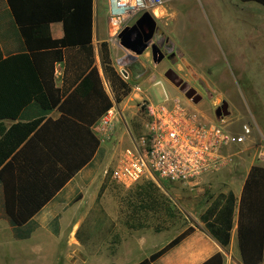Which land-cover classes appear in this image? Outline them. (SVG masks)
<instances>
[{"label": "rangeland", "instance_id": "obj_1", "mask_svg": "<svg viewBox=\"0 0 264 264\" xmlns=\"http://www.w3.org/2000/svg\"><path fill=\"white\" fill-rule=\"evenodd\" d=\"M162 10L165 14L156 19L158 30L147 52L141 57L133 54L138 59L127 62L124 70L115 62L120 74H130L127 82L132 99L121 107L115 104L113 109L122 118L112 140L103 143L97 164L102 180L87 192L88 205L78 206V211L86 214L94 200L93 212L79 225L77 239L85 247L78 254L81 262L85 256H113L120 245L133 242L136 236L147 240L143 245L149 251L166 246L190 228L201 230V218L212 200L223 192L239 194L250 168L264 167V7L239 0H164ZM109 20L111 23L110 16ZM162 39L176 55L174 64L167 50L160 47ZM154 47L164 56L158 65L152 62ZM170 69L202 97L195 104L198 111L216 121L219 106L214 107V99L227 102L226 126L235 134L250 126L251 139L233 149L234 157L227 167L193 187L159 179L126 187L109 176L103 178V172L105 176L122 151L132 147L130 135L138 138L143 134L146 113L139 96L158 104L166 92L172 99L188 101L167 78ZM151 75L163 85L144 87L142 83Z\"/></svg>", "mask_w": 264, "mask_h": 264}, {"label": "trees", "instance_id": "obj_2", "mask_svg": "<svg viewBox=\"0 0 264 264\" xmlns=\"http://www.w3.org/2000/svg\"><path fill=\"white\" fill-rule=\"evenodd\" d=\"M264 7V0H239ZM24 42V53L5 57L0 46V122L18 120L35 104L40 117L19 122L8 132L1 131L0 180L17 172L16 183L22 196L7 204L11 225L21 229L49 203L94 157L101 142L91 129L113 108L98 69L94 67L82 84L68 94L55 84L56 65L74 50L93 55V0H6ZM63 23L65 36L54 40L53 23ZM103 60L115 99L122 103L132 93L112 66L108 44H103ZM87 102L78 107L76 102ZM76 104V105H75ZM55 110L58 121L48 119ZM1 130V129H0ZM58 130L57 139L46 134ZM51 134V133H50ZM88 155L76 167L72 161L84 151ZM13 178V177H12ZM28 188L33 193H27ZM18 203V204H15ZM236 199L220 194L201 220L211 236L223 247L231 242ZM195 233L190 228L139 264H157ZM238 236L245 264H264V167L255 165L246 179L240 201ZM217 254L204 264H223Z\"/></svg>", "mask_w": 264, "mask_h": 264}, {"label": "crops", "instance_id": "obj_3", "mask_svg": "<svg viewBox=\"0 0 264 264\" xmlns=\"http://www.w3.org/2000/svg\"><path fill=\"white\" fill-rule=\"evenodd\" d=\"M109 11L108 0H93V55L91 54L88 57L87 54H82L78 50L71 51L65 61L56 65L55 84L57 88L63 89L68 94L73 93L90 74L92 69L96 67L102 79L104 89L114 102L115 108V104L121 107L128 99H132V93L122 103L116 101L109 76L106 72L102 46L103 44H108L112 66L120 76L119 72L121 70H117L115 62L122 69L124 61L129 62L138 58L126 51L119 44V41L116 42L119 31L115 30L114 33L112 32L113 28L109 20ZM51 33L54 40L63 39L65 36L63 23H53L51 25ZM0 46L5 57L24 53L23 39L6 0H0ZM152 62L156 65L160 64L154 61L153 55ZM127 83L129 84V82ZM158 83L163 85L161 81H157L156 75H151L142 85L145 87V85H157ZM140 98L141 101H145L144 97L139 96L138 99ZM76 104L78 107H87L86 101H79ZM29 108V110L21 114L18 120L0 122V139H2L1 131L8 132L12 126L19 122L28 123L40 117V110L35 104ZM61 117L62 113L55 110L47 115L45 121L48 119L58 121ZM96 125L92 127L91 131L100 141L96 132ZM50 133L48 132L44 137L53 140L60 137L61 134L58 130H52ZM104 145L101 143L97 154L92 157L91 161L80 169L75 177L27 225L19 230L11 225L7 216V204L12 205L16 201V198L22 196L19 191L20 186L16 183L17 172L13 176L10 173L4 176L6 184L0 180V264H139L165 247H155L148 251L145 245H143V242L146 243L147 240L144 241L141 236H136L133 242H125V244L120 245L113 256L103 255L96 258L93 256H88L87 258L85 256L84 258L82 257V262L79 261L78 254L85 251V247L79 244L77 239L79 225L81 221L87 220L93 212L94 200H92L93 202L91 201L89 211L86 214L80 213L78 206L83 207V205H88L87 192L92 190L95 184L99 185L102 180L99 179L97 173V164L99 156L105 147ZM88 151L87 144L85 143L84 151H79L76 160L72 161L71 166L76 167L84 161L88 155ZM250 170L246 174L242 186L238 188L237 193L239 194L232 191L221 193L234 195L236 199L234 228L230 244L227 247H223L218 240H215L211 236L203 224L200 225L201 230L197 229L191 237L162 258L157 264H204L217 254L223 256V264H245L239 245L238 221L241 195ZM102 177L105 178L104 172ZM217 177L220 176L218 175ZM26 192L33 193L30 188ZM102 215L103 218L106 217L103 212Z\"/></svg>", "mask_w": 264, "mask_h": 264}, {"label": "built area", "instance_id": "obj_4", "mask_svg": "<svg viewBox=\"0 0 264 264\" xmlns=\"http://www.w3.org/2000/svg\"><path fill=\"white\" fill-rule=\"evenodd\" d=\"M108 4L111 25L119 33L147 12L155 19L163 18L155 12L163 8L164 0H108ZM126 65L124 61L123 70ZM121 76L126 82L130 79L127 71ZM187 100L183 103L165 92L162 103L143 101V134L138 138L130 135L132 147L122 151L113 167L105 171V177L126 187L157 179L193 187L205 176L227 167L234 157L233 149L251 139L252 128L245 125L241 134H235L226 126L223 112L216 121L209 120L192 100ZM119 117L112 109L96 125L101 143L112 140Z\"/></svg>", "mask_w": 264, "mask_h": 264}, {"label": "water", "instance_id": "obj_5", "mask_svg": "<svg viewBox=\"0 0 264 264\" xmlns=\"http://www.w3.org/2000/svg\"><path fill=\"white\" fill-rule=\"evenodd\" d=\"M158 30V22L155 17L147 12L145 13L138 22L130 27L123 29L117 36L119 44L128 52L136 55L137 57L143 56L147 50L150 48L151 43L153 42L156 33ZM154 61L158 64L164 56L161 54L157 47H154L152 51ZM167 78L176 86L180 87L183 79L178 76L174 71H170L166 74ZM186 84V83H185ZM188 85V84H186ZM189 100H192L195 104H198L201 98H192L191 95H187ZM222 104L220 99H214V107H218ZM228 104L223 102V105L220 107L224 116L228 115Z\"/></svg>", "mask_w": 264, "mask_h": 264}, {"label": "flooded vegetation", "instance_id": "obj_6", "mask_svg": "<svg viewBox=\"0 0 264 264\" xmlns=\"http://www.w3.org/2000/svg\"><path fill=\"white\" fill-rule=\"evenodd\" d=\"M160 43L162 44H160L161 46V48L163 49V48H165V50H167V54L168 55H170L171 56V63H173L174 64V62H175V57H176V55H175V53H174V51L172 50V48L169 46V43H168V41H163V39H162V41H160ZM152 44V43H151ZM171 70V69H170ZM188 84L187 82H185V81H183L182 83H181V85H180V87H178L182 92H184L185 94H186V96L188 95H191V97L192 98H201L202 99V97L198 94V92L196 91V90H194L193 88H191L190 86H189V84L188 85H186V84ZM221 105H223V102H222V104ZM221 105L218 107V114H222V111H221V109H220V107H221Z\"/></svg>", "mask_w": 264, "mask_h": 264}, {"label": "bare ground", "instance_id": "obj_7", "mask_svg": "<svg viewBox=\"0 0 264 264\" xmlns=\"http://www.w3.org/2000/svg\"><path fill=\"white\" fill-rule=\"evenodd\" d=\"M155 13H156V15H158V17H162V16H164V14H165V12H164L162 9L156 11Z\"/></svg>", "mask_w": 264, "mask_h": 264}]
</instances>
